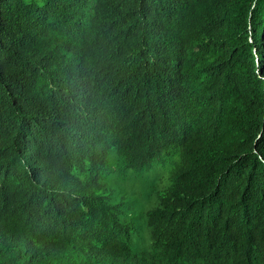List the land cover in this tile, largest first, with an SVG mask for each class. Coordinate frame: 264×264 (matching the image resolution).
I'll return each mask as SVG.
<instances>
[{"label":"clouds","instance_id":"9594fccd","mask_svg":"<svg viewBox=\"0 0 264 264\" xmlns=\"http://www.w3.org/2000/svg\"><path fill=\"white\" fill-rule=\"evenodd\" d=\"M74 1L83 15L90 14L82 9L90 0ZM160 8L150 12L152 19L165 10ZM114 14L106 20V27L113 33L122 32L132 17ZM189 16L175 10L154 20V27L141 25L149 43L143 39L137 63L113 64L106 56L75 53L60 74L55 71L32 91L33 117L16 98L0 97L1 256L15 258V264H46V252H54L59 264H101L82 253V246L89 242L100 250L106 264H133L145 253L146 212L157 204L176 169L189 186L193 203L190 211L176 218H198L202 233L217 234L218 239L186 237L213 253L217 257L213 264H264V206L259 200L264 192V170L250 167L242 172L235 167L240 159L232 158L218 177L210 179L201 166L207 143L213 135L224 134L211 102L183 98L182 86H173L171 76L168 81L150 79L149 84L145 79L153 66V54L158 64L160 48L185 44ZM28 32L25 28L17 34L29 38ZM11 49L17 51L15 46ZM252 53L255 65L250 73L261 83L264 120V54L260 57L254 47ZM173 62L189 66L188 50L183 59L165 63ZM202 69L221 79H231L229 69L234 70L230 65L216 68L211 63ZM233 122L244 129L242 116L234 115ZM114 125L130 159L106 136ZM261 138L259 131L257 140ZM257 140L253 154L264 163ZM221 147L228 154L222 143ZM186 149L196 158L194 168L181 166ZM150 151L159 154L153 157ZM228 178L235 185L239 179L242 183L228 191ZM130 180L145 182V205L140 204L136 191L122 187ZM152 196H156L155 203L148 202ZM200 196L220 206L206 207ZM235 200L239 207L227 212L225 203ZM209 259L188 264H207Z\"/></svg>","mask_w":264,"mask_h":264},{"label":"trees","instance_id":"16d2710c","mask_svg":"<svg viewBox=\"0 0 264 264\" xmlns=\"http://www.w3.org/2000/svg\"><path fill=\"white\" fill-rule=\"evenodd\" d=\"M95 3L96 0H90L87 7H82L84 12H90L83 15L74 0H0V97L16 98L25 105L29 117H33L32 91L55 71L60 74L75 53L84 57L106 56L113 64L120 61L137 63L141 59L143 39L149 43L141 25L154 27V20L165 14H172L175 10L186 12L190 16L185 24L189 32L185 44H167L160 48L158 64L156 54L150 57L153 66L146 74L147 84L150 79L168 81L171 76L173 86H182L183 98H202L211 102L208 104L222 121L224 134L206 139L210 141L201 166H205L210 179L218 177L232 158L240 159L235 167L242 172L250 167V170H264L262 160L253 154L259 131L264 137L261 83L250 73L255 65L252 48L257 49L260 57L264 54V0H99L96 9ZM158 8L165 10L154 14L152 19L150 12ZM113 13L132 17L122 32L113 33L106 27V20ZM25 28L31 31L26 33L29 38L17 34ZM11 46L17 51H12ZM186 49L191 62L189 66L181 62L165 63L183 59ZM166 50H169L167 57ZM210 63L216 68L232 66L234 70L229 69L232 78L221 79L203 72L202 68ZM39 107L40 104L35 110ZM236 114L243 117L244 129L241 124L233 122ZM113 128L114 131L106 136L125 159H130L115 125ZM256 147L264 154L263 138L257 140ZM158 154L159 151H150V156ZM195 164L196 158L186 149L181 166L194 168ZM193 180H186V183ZM241 183L242 179L235 185L228 178L226 187L228 191L236 190ZM188 188L179 171L173 170L157 204L146 212L148 237L145 253L133 264H180L182 261L188 264L198 258H210L207 264L214 263L217 257L213 253L192 243L186 236L216 240L217 234L202 233L198 218L184 221L176 218L182 212L190 211L193 204ZM199 200L206 207L220 206L209 197L200 196ZM259 200L264 206V192L259 195ZM239 205L235 200L225 203L224 208L229 212ZM28 231L32 232L31 225H28ZM238 237L242 239L244 235ZM81 251L98 263H107L100 250L89 242ZM55 255L46 252V264H59ZM1 258L8 264H15V258L7 259L1 255L0 264H5Z\"/></svg>","mask_w":264,"mask_h":264},{"label":"rangeland","instance_id":"374dc122","mask_svg":"<svg viewBox=\"0 0 264 264\" xmlns=\"http://www.w3.org/2000/svg\"><path fill=\"white\" fill-rule=\"evenodd\" d=\"M122 187L127 191H136L141 205H145L147 203V200L142 195L145 191V182L140 180H130L122 183Z\"/></svg>","mask_w":264,"mask_h":264}]
</instances>
